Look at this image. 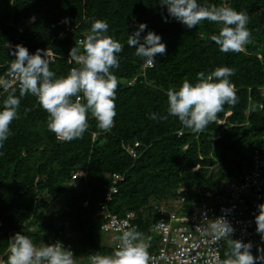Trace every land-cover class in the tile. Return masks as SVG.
<instances>
[{
  "label": "trees",
  "instance_id": "obj_1",
  "mask_svg": "<svg viewBox=\"0 0 264 264\" xmlns=\"http://www.w3.org/2000/svg\"><path fill=\"white\" fill-rule=\"evenodd\" d=\"M201 2L224 4L248 15L250 40L242 51L221 52L209 39L218 32V24L205 20L188 29L168 16L159 0H0V78L8 75L14 59L9 46L16 43L30 53L51 49L53 59L47 54L50 70L66 75L77 67L68 60L69 49L84 38L96 19L107 21L108 35L123 45L119 67L111 70L118 81L111 129L101 130L89 116L81 138L58 140L48 130V113L37 98L31 94L21 98L18 117L10 124L11 135L0 147V261L6 262L9 238L16 232L28 235L38 246L54 239L70 242L79 264H85L83 253H111L112 246L101 244L98 213L111 172L121 173L124 179L117 184L110 210L119 215L134 211L132 228L149 240L152 250L156 247L151 211L155 202L176 197L180 186L216 182L239 169L251 148L264 147L260 90L264 85V0ZM65 17L72 28L58 37ZM139 22L147 24L142 35L152 30L166 44L165 53L158 54L152 66L127 45V36ZM218 66L235 70L230 81L238 98L235 105L225 104L217 114L219 119L231 111L223 124L216 119L193 133L175 117L149 118L152 112L166 114L168 89L178 88L184 80L195 82L197 72ZM11 87L18 95V86ZM6 96L5 91L0 95V105ZM216 133L219 136L213 139ZM134 141L139 142L136 157L126 150ZM78 175L81 180L73 186ZM58 197L65 207L55 206L46 214ZM229 250L225 244L221 263Z\"/></svg>",
  "mask_w": 264,
  "mask_h": 264
},
{
  "label": "clouds",
  "instance_id": "obj_2",
  "mask_svg": "<svg viewBox=\"0 0 264 264\" xmlns=\"http://www.w3.org/2000/svg\"><path fill=\"white\" fill-rule=\"evenodd\" d=\"M159 4L166 6L169 17L188 29L205 20L218 24V32L211 34L209 39L221 52H240L250 40L248 15L243 11L224 4L205 5L201 0H159ZM63 22L68 23V18L65 17ZM146 28L145 22H139L127 36V45L134 47V54L152 66L156 56L165 53L166 44L161 35L152 30L142 35ZM108 29L107 21L93 20L84 38L69 49V58L76 62L77 67L61 76L50 70L45 50L38 48L30 53L22 43L9 46V55L14 59L8 65V75L17 81L19 94L9 80L0 78V88L7 92L0 105V147L11 135L10 124L18 117L20 100L27 94L35 96L46 110L47 128L58 140L81 138L88 128L89 116L95 119L101 130L111 129L116 115L118 84L111 70L119 67L118 53L123 45L108 35ZM234 71L228 66H218L207 73L197 72L195 82L184 80L178 88L167 90L165 115L152 112L149 118L166 120L171 116L193 133L203 131L216 121L225 104L237 103L236 90L230 81ZM257 207L255 231L264 241V202ZM210 228L216 241L227 239L230 245L222 264H264V247L257 246L256 254H253L251 241L232 238L235 229L226 217L216 218ZM116 239L118 243L111 253H90L88 264H148L149 244L142 233L130 228ZM6 255L3 264H74L73 251L62 242L38 246L22 232H16L9 238Z\"/></svg>",
  "mask_w": 264,
  "mask_h": 264
},
{
  "label": "built area",
  "instance_id": "obj_3",
  "mask_svg": "<svg viewBox=\"0 0 264 264\" xmlns=\"http://www.w3.org/2000/svg\"><path fill=\"white\" fill-rule=\"evenodd\" d=\"M71 28L69 23H65V27L58 32V37H64ZM81 40L79 38L77 42ZM45 51L52 60L51 49ZM68 60L75 62L69 57ZM3 79L9 80L11 86H18L13 76L7 75ZM260 90L264 97V85ZM3 92L0 88V95ZM225 114L217 119L218 124H223L231 111ZM218 136L219 133H216L212 138L216 139ZM138 145L139 142L134 141L132 145L126 146L132 157L137 156ZM109 177L111 183L99 203V229L102 233L114 236L112 247L115 248L118 243L116 238L123 231L132 228L136 214L134 211H127L119 215L110 210L109 203L118 190L117 184L123 181L124 176L111 172ZM176 192V197L153 204L151 211L155 215V221L152 230L156 233V247L148 249V264H222L221 250L229 243L227 239L216 241L210 228L216 218L221 216L226 217L234 226L232 238L251 241L253 248L264 247V241H261L260 235L255 231L254 222L257 206L264 202V147L251 148L239 169L218 178L216 182L203 180L191 187L180 186ZM59 241L74 251L70 242L59 239L52 242Z\"/></svg>",
  "mask_w": 264,
  "mask_h": 264
},
{
  "label": "rangeland",
  "instance_id": "obj_4",
  "mask_svg": "<svg viewBox=\"0 0 264 264\" xmlns=\"http://www.w3.org/2000/svg\"><path fill=\"white\" fill-rule=\"evenodd\" d=\"M229 113V110H228V112L226 111V114L225 115H227ZM81 180V176H76L75 177V182H74V185L73 186H75L76 185V183H78L79 181ZM61 197H58L56 200H54L53 202V205H51L46 211H45V213L46 214H50L53 210H55V206H57V207H59V206H63V207H65V203H64V201H61ZM46 216V215H45ZM102 235H103V233H102ZM79 253H81V252H79ZM91 253V252H90ZM90 253H86V254H82V256H81V258L82 259H84V263L85 264H88V256H89V254ZM76 261L78 262V259H77V257H76ZM78 264H79V262H78Z\"/></svg>",
  "mask_w": 264,
  "mask_h": 264
},
{
  "label": "crops",
  "instance_id": "obj_5",
  "mask_svg": "<svg viewBox=\"0 0 264 264\" xmlns=\"http://www.w3.org/2000/svg\"><path fill=\"white\" fill-rule=\"evenodd\" d=\"M113 238H114V236L112 234L103 233L101 244L104 245V246H108V245L112 246ZM146 242L149 244V240L148 239H146ZM154 243H156V240H155ZM0 264H3V262L0 261ZM74 264H77V262L75 261V258H74Z\"/></svg>",
  "mask_w": 264,
  "mask_h": 264
}]
</instances>
